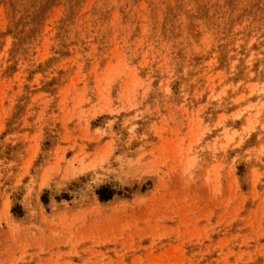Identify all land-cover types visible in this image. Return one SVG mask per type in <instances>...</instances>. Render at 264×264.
<instances>
[{
    "label": "rangeland",
    "instance_id": "1",
    "mask_svg": "<svg viewBox=\"0 0 264 264\" xmlns=\"http://www.w3.org/2000/svg\"><path fill=\"white\" fill-rule=\"evenodd\" d=\"M0 264H264V0H0Z\"/></svg>",
    "mask_w": 264,
    "mask_h": 264
},
{
    "label": "trees",
    "instance_id": "2",
    "mask_svg": "<svg viewBox=\"0 0 264 264\" xmlns=\"http://www.w3.org/2000/svg\"><path fill=\"white\" fill-rule=\"evenodd\" d=\"M99 194H100V192H99ZM103 195H104V194H102V193H101V195H99V198H100L101 200H103V199H105V198H108V197H109V196H108V197H105V196H103Z\"/></svg>",
    "mask_w": 264,
    "mask_h": 264
}]
</instances>
